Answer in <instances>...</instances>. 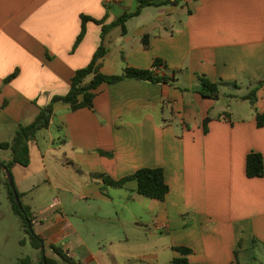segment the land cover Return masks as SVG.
Segmentation results:
<instances>
[{
	"label": "crops",
	"instance_id": "1",
	"mask_svg": "<svg viewBox=\"0 0 264 264\" xmlns=\"http://www.w3.org/2000/svg\"><path fill=\"white\" fill-rule=\"evenodd\" d=\"M141 1L0 0V143L69 92L101 45L103 25ZM82 16L92 19L77 43ZM104 45L105 74L154 69L160 59L156 72L178 81L127 78L103 84L93 109L55 106L50 127L30 143V165L11 171L35 232L81 264H119L120 257L157 264L164 252L172 263L181 256L175 246L192 249L193 263L235 264L239 240L241 264L257 250L264 254V175L246 173L249 153L264 159V126L257 124L264 84L255 104L242 98L264 80V0L148 6L126 22L125 34L112 28ZM201 76L239 87L222 85L218 99L203 97ZM10 159L11 152L0 162ZM158 167L170 186L164 200L139 194L137 180L118 188L97 176L119 180ZM129 225L143 242L130 244Z\"/></svg>",
	"mask_w": 264,
	"mask_h": 264
},
{
	"label": "trees",
	"instance_id": "2",
	"mask_svg": "<svg viewBox=\"0 0 264 264\" xmlns=\"http://www.w3.org/2000/svg\"><path fill=\"white\" fill-rule=\"evenodd\" d=\"M181 0H163L156 2L155 0H142L138 8L131 13H126L118 18L117 21L110 25H103L102 28V43L95 52L92 61L84 68L77 70L75 76L72 79L71 88L65 95H55L50 102L40 109L35 120L28 125H19L13 139L9 142L0 143V148L10 150L11 159L8 162H2L6 168L12 171L15 165H21L27 167L30 165V143L37 138L40 131L46 130L50 127L52 117L54 115L55 106L58 104L68 105L71 110L76 111L81 108H94V101L97 95V90L103 84H115L127 78H133L137 80H144L158 84H169L176 85L177 77L174 75H160L156 72L155 68H159L162 65L160 59L154 61V69H140L127 67L120 74H105L102 72L103 60L108 53V49L104 45V39L106 34L114 27H121L122 33H126V22L135 16L141 14L142 10L148 6H164V5H178ZM87 16H82V30L78 37L77 43H79L86 33V22L91 20ZM98 23L103 24L98 21ZM143 44L145 47L149 46V37L143 38ZM15 76L12 75L8 80ZM264 84V80L259 81L256 86L246 95L242 96L243 99L249 100L250 103L255 104L257 102V91ZM229 85L234 89L239 86L237 83H226V82H213L212 80L201 76L200 85L196 91L203 97L218 99L221 95V86ZM184 90L186 88H183ZM230 98L235 95L230 94ZM208 121L207 118L204 121V130L208 132ZM257 124L259 127L264 126V112L257 114ZM101 154L112 156L110 153L100 151ZM0 171L5 175L4 169L0 166ZM246 173L248 177H262L264 175V159L262 154L258 152H251L247 156L246 160ZM99 178L104 180L107 186H113L122 188L128 181L137 180V192L149 199L164 200L170 191V186L165 178V170L162 167L158 168H141L135 173L128 175L119 180L113 179L110 176L104 174H98ZM6 184L10 191V199L14 211L20 216L23 222V228L26 234L29 235L30 244L32 248L40 251V258L38 261H34L32 257H24L19 260V264H61V261L67 264H81L74 258L70 257L66 251L61 247L50 245L47 246L45 240L38 235L34 230L33 216L31 209L22 203V207H19L13 191L10 187L8 178L6 177ZM18 191V190H17ZM18 195L22 198V194L18 191ZM28 223L31 224L33 232L30 231ZM23 244L26 241H22ZM44 246V250L42 247ZM242 248V241L239 240L237 243L235 254V264H241L240 251ZM173 249L181 256L176 257L172 260V264H207V263H193L189 260L188 255L192 254V249L184 246H175ZM51 250L53 256H49L47 251ZM44 259L46 262H44ZM255 260V257H253Z\"/></svg>",
	"mask_w": 264,
	"mask_h": 264
},
{
	"label": "rangeland",
	"instance_id": "3",
	"mask_svg": "<svg viewBox=\"0 0 264 264\" xmlns=\"http://www.w3.org/2000/svg\"><path fill=\"white\" fill-rule=\"evenodd\" d=\"M5 154H10V150L0 149V157L5 156ZM31 168H33V165L29 170ZM6 177L0 171V264H19L20 259L28 256L32 257L36 262L40 258V251L32 248L29 235L24 231L22 219L13 209L10 191L6 184ZM137 230L134 225L128 226V236L131 238L130 244L135 245L144 241V239L140 238L141 236ZM158 236L160 240L164 239L161 234ZM23 240L26 241L25 244L22 243ZM261 252L257 250L256 260L251 259L243 264H264V254ZM50 255L53 256V253L51 252ZM119 261V264H144L139 260L130 261L123 257H120ZM157 264H172L169 254H166V252L162 253L160 261Z\"/></svg>",
	"mask_w": 264,
	"mask_h": 264
},
{
	"label": "water",
	"instance_id": "4",
	"mask_svg": "<svg viewBox=\"0 0 264 264\" xmlns=\"http://www.w3.org/2000/svg\"><path fill=\"white\" fill-rule=\"evenodd\" d=\"M0 166L4 169V171L6 173V176L8 178L10 187H11V189L13 191V194L15 196V199H16V202H17L18 206L22 207V201H21V198L18 195V191H17L16 185H15V182H14V178H13L12 172L10 170H8L6 168V166L2 162H0ZM28 226H29L30 231L33 232L34 230H33V228H32L30 223H28ZM42 250H44V246L42 247ZM44 262H46L45 259H44Z\"/></svg>",
	"mask_w": 264,
	"mask_h": 264
},
{
	"label": "built area",
	"instance_id": "5",
	"mask_svg": "<svg viewBox=\"0 0 264 264\" xmlns=\"http://www.w3.org/2000/svg\"><path fill=\"white\" fill-rule=\"evenodd\" d=\"M119 1H121V0H106V2H108V3H116V2H119Z\"/></svg>",
	"mask_w": 264,
	"mask_h": 264
}]
</instances>
